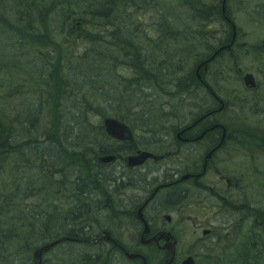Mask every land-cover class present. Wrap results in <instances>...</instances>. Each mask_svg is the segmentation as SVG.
<instances>
[{
	"label": "flooded vegetation",
	"instance_id": "1",
	"mask_svg": "<svg viewBox=\"0 0 264 264\" xmlns=\"http://www.w3.org/2000/svg\"><path fill=\"white\" fill-rule=\"evenodd\" d=\"M196 1L186 0L187 11L192 13L193 6H197L195 11L204 10L207 16L213 2ZM214 10V22L207 25L208 29L214 25L218 29L203 40V61L216 55L206 71L207 75L218 76L216 94L196 77L202 83L195 87L199 91L186 95L200 106L201 116L166 118L162 124L171 123L170 127L159 124L157 128L152 123L151 127L141 126L139 133L133 132L128 141H114L103 133L99 134L100 139L94 136L89 143V156L83 157L89 169L86 180L76 174L68 183L58 171L61 166H53L55 171L50 175L44 172L39 196L33 197L31 186L25 189L24 244L19 247L23 252L19 253L12 244L4 246L3 249L13 252L4 255L6 261L0 264H33L32 252L37 245L59 240V226L67 219L85 220L86 225L66 235L72 240L69 244H59L54 249L62 253L72 247L75 253H80L79 264H169L171 260L170 264H182L188 258L193 259V264L230 263L224 253L232 249H223L231 245L229 241L235 232L221 228L218 224L222 223L217 221L222 220L219 218L222 214L209 212L205 207L210 196L209 202L217 201L211 206L213 210L225 204V197L229 198L230 190L223 180L230 177L229 173L240 171L235 162L247 153L244 130L257 132L258 140L264 141L261 122H247L246 117L249 114L256 118L257 113L264 117V84L256 81L258 91L240 86L245 74L257 77L252 65L254 61L257 63L258 48L240 41L238 27L240 14L245 15L248 23L258 26L264 23V0H215ZM247 59L251 67L244 65ZM233 82L239 85L238 89L232 86ZM224 83L233 88L223 86ZM149 95L154 97L153 93ZM209 96L215 105L213 109L208 107ZM163 106L171 108L172 104ZM150 119L142 117L138 121ZM42 144L47 149L54 142ZM139 152L153 157L138 167L128 168L127 159ZM105 155L113 156L115 161L98 163ZM56 157L52 159L57 162ZM43 162L46 169L48 160ZM209 174L218 180L216 191L204 181ZM231 179L237 186L241 184L240 179ZM13 214L19 213L12 210ZM32 215L41 225L35 236ZM111 221L115 222L114 228L109 226ZM49 224L55 226L51 237L47 234ZM259 231L262 233L257 236L250 235L253 246L264 241V229ZM20 232L14 229V236Z\"/></svg>",
	"mask_w": 264,
	"mask_h": 264
},
{
	"label": "trees",
	"instance_id": "2",
	"mask_svg": "<svg viewBox=\"0 0 264 264\" xmlns=\"http://www.w3.org/2000/svg\"><path fill=\"white\" fill-rule=\"evenodd\" d=\"M49 1L50 0H48V2ZM45 2L46 0H0V31L15 38V45L6 47L13 51L14 60L7 63V67L8 65L11 66L9 70L4 72L20 71L23 67L21 65V57L26 56V50L29 51V54H35V56L32 57L31 65L25 62V70L26 68H30L32 71V74L25 72V74L29 75L26 76V78L29 79L28 82L31 85V87L28 86L26 88L29 94H32L29 99L34 97L35 103L30 100L27 103L29 105L26 109L17 108L16 122L8 120L10 122V127L7 128L3 126V130L0 125V247L10 243L7 232L12 226L14 227L19 224L18 222L13 223V220L19 222L25 220L24 213L16 214V217L10 216L9 208L12 202L7 199V195L10 194L9 191L14 189L17 191L14 196L19 194L22 196L20 190L24 188V184L27 181V173L31 172V170L34 172L36 168L40 171L42 158L48 157L52 159L55 155H58L57 162L55 159H52L51 164L53 166H57V164L59 166H64L62 172L65 174L73 171L72 169H76L77 166H81L83 169L74 171L82 173L84 177L88 179L89 169H86L87 163L83 161V157L87 155V145L79 146V149H83V152L70 154L68 152L71 151L68 148L64 146L60 147V145L57 144L46 149L43 144H40L42 143L39 141L40 138L35 135L36 132L42 131L41 133L47 134L48 142H54V138L51 137L50 134L58 133L61 127L60 107H62L63 104H59V102L64 98L68 99L69 97L66 91L74 88L69 84L71 82L68 83V81L74 80V77L78 78L77 85L75 86L76 96H78L82 104L86 105H88L89 101L99 104H109L111 101L113 104H134L137 100L143 99V95H145V87L137 88L135 86L119 85L118 82H115L111 87H107L106 78L109 74L108 65L110 62L100 54L99 58H93L91 55L94 54V49L97 45L103 43V40L100 38L101 35L105 36L108 34L107 37L112 40L111 43L113 44L119 41V37L114 33L110 24L111 21H115L122 27L125 15L124 12L113 7L111 0H63V2L55 0V5L59 8L52 10L46 8ZM176 4L177 7H175V10L163 11L159 16L158 27L160 32V45L158 50L161 56L159 58L158 71L160 72L158 73L159 80L153 83H160L159 88L161 91H163V83H165L162 80L170 78L175 79L176 76H178L176 70H181L179 68L170 70L172 66L166 62L165 56L171 54L169 53L170 41L175 42V44L180 47V43L184 42L186 38L188 40V37H190L192 40H190L189 43L194 44V39H199V33L203 30L202 25L204 19L206 17L208 18V15L215 17L216 12V10L212 9L207 16L204 13H200L199 15L196 12L192 13L198 31L192 28L189 32V28L186 23L183 22V17L185 18L183 15H186V12H184L185 9L180 2H176ZM154 6L156 9L159 8L155 2ZM174 17H176V20H174ZM172 21L177 25L183 23V25L181 24L183 27H174L173 24H170ZM77 22L81 24L79 27H76L74 32L76 35L74 38L80 37L78 42H82L83 45L78 49L84 50V54L81 58L73 59L69 57L74 53L71 51L74 49V46L70 42V33H73L72 28ZM170 31H172L173 36L169 34ZM109 32H112V34H109ZM5 34H2V37H5ZM171 37L173 38L171 39ZM6 40L9 41L10 39ZM89 44H91V46ZM109 45L110 44H106V46ZM1 48L2 45L0 44V49ZM102 52H104V50ZM7 54L8 51L0 50V70L3 69L2 65H4L3 63L5 62L3 55ZM41 54L45 56V59H43L44 64L41 70H38L34 65V61ZM69 58L72 59L73 67L66 66L65 64L69 62ZM114 61L115 59L112 60V62ZM177 62L179 63L181 61L178 59ZM178 63L175 67H177ZM150 64L151 63H149V65ZM103 66L106 67L105 71L102 69ZM151 67L152 69H157L154 64H151ZM65 68H67V72L62 71ZM141 68V63L139 61H134V69L139 70ZM164 70H169V72ZM114 75H117L115 71ZM147 75L149 74H146V76ZM36 78L39 84L37 82L32 83V81H36ZM193 80L194 78L192 77L191 87L195 86V81L193 82ZM114 87L117 91L119 90L120 95H126L128 97L121 98L118 95L116 98L115 96L117 95H113L116 100L114 101L111 98L112 95H110L111 91L112 93L115 92ZM41 88H43V90H41ZM147 90L146 88V92ZM135 91H137L136 94ZM163 92L166 93L165 91ZM15 93L16 95L21 94L22 87L19 86ZM131 95H133V100L129 99ZM35 104L38 105L35 106ZM42 104H45L46 107H43ZM42 110L47 111L46 118H44V126L37 129V123H39L38 120L40 119V112ZM79 113L80 110L77 114H73V116L78 118ZM21 114H25L23 116L24 119L18 118L21 117ZM1 117L2 115L0 119H3ZM14 123L16 124V129L12 131L11 126H13ZM14 142L17 144L15 148L13 147ZM66 142L68 143L67 140ZM85 143H87V141ZM68 144L73 145V143ZM14 152H16V154L11 155ZM66 159L69 160L67 164L65 163ZM67 165L74 166V168L66 170ZM64 180L67 179L65 178ZM34 186L33 184L31 185L33 190ZM260 214L261 213H258V216H255L256 223L264 227V214ZM32 217L34 219L36 218L34 215H32ZM82 221L84 220H63L61 221L62 225L59 226L61 228L60 231L71 232L72 229L79 226ZM38 224V220H32V227L35 230L33 236H35L36 233L38 234V232H36L38 231ZM260 225L257 227H260ZM51 229L52 226L49 224L48 232H50ZM22 243L24 244V242ZM252 250V248L251 250L241 248L237 257H244L245 261L243 262V259H241L239 264H264V252H253ZM251 255L253 256V263L251 262ZM3 261H5V258L1 255L0 262Z\"/></svg>",
	"mask_w": 264,
	"mask_h": 264
},
{
	"label": "rangeland",
	"instance_id": "3",
	"mask_svg": "<svg viewBox=\"0 0 264 264\" xmlns=\"http://www.w3.org/2000/svg\"><path fill=\"white\" fill-rule=\"evenodd\" d=\"M153 1L159 6L158 8L159 10L157 11L154 10L155 15H153L155 19L157 20V23L159 24V16L161 12L166 11V10L167 11L175 10L176 0H153ZM211 1L214 2L215 0H211ZM174 20H176V17H174ZM183 22L188 23L184 17H183ZM170 24L171 25L173 24V26L176 28L183 27L182 26L183 23H181L182 25L181 24L177 25L175 22L172 21ZM187 27L188 28L191 27L190 29H192L193 26H190L189 24H187ZM238 27L240 30V38H241L240 41L241 42L245 41L247 45H256L257 47L264 48V23L260 24V26L252 24V23H248L245 18V15L240 14V17L238 19ZM216 30L217 28L216 26H214L209 32H216ZM2 34H5V32L0 31V44L2 45V48L0 50L8 51L7 55H3L5 58V62H6L4 63V65H7L9 61L13 60V51L6 47L15 45V38L13 36L10 37L8 34H5V37L4 36L2 37ZM169 34L172 35V31H170ZM5 38L10 39V40L7 41ZM194 40H195L194 44H191L185 39L184 42L180 43V47H178V45H176L175 42H172V41L170 42L169 53L171 54L165 56L166 62L172 66L171 70L172 69L175 70L178 68L181 70H176L178 76H176L175 79L170 78L168 81L163 83L164 84L163 91L172 92L174 93L173 95H167L163 93V91L159 90V95L154 105L144 104L142 107L135 108L131 106L132 104H128L126 108V114H123L121 116V119L129 123L131 127H133L134 129H136L134 130L135 132L139 133V131L142 129L141 126L151 127V123L154 124L155 127L160 128L158 127L159 124H162V122L166 118H169V117H184V116H191V115L195 117L200 114V106L198 104H183V101H184L183 88L184 87L183 85H181V79L183 78V71H186L187 68L189 70L195 64V62H197L204 55V45H205L203 42L204 38H202L200 35L199 39H194ZM9 43H13V44H9ZM25 53H26V56L22 58V61H21L22 66L25 65V62H28L29 64L32 62V56L29 54V51L26 50ZM146 54L148 53L146 52ZM174 54H180L179 60L181 62L178 63L175 60L176 56H174ZM177 63L178 65L177 67H175ZM43 64H44L43 60L38 59L34 61V65L38 70L39 69L41 70ZM244 65L246 67H251L250 59L245 60ZM102 69L105 71L106 67L103 66ZM252 69H253V72L257 75V77L255 76L257 82H261L264 84L263 82L264 58L263 60L259 59L257 63L254 61V64L252 65ZM13 72L15 71L10 72L11 75L8 74V72L7 73H5L4 71L0 72V83L3 84L2 87L0 88V106L1 108L3 106L5 107V111H2L4 116H8L5 112L9 110L10 105L12 104L14 105L17 102L16 99H11V98L6 99L5 92H7L10 89H13L15 85L21 84L23 82H25L24 85L26 83H29L27 82L29 81V79L25 80L26 79L25 76L27 74L24 75V73H21L19 75H13ZM36 81H37V78H36ZM36 81H32V83ZM74 81H75V85L73 88V92L69 93L68 95L69 98L65 102L66 108L60 107V116H61L60 131L58 133H54L53 135L59 134L64 140L63 143L66 142V140L68 141V143H73V145H69L66 142L64 143V145H68V146L76 148L77 146L82 145L86 141L89 142L90 139L94 137V135L96 136V134L100 132L99 127L101 125V120L103 117H115L114 113L117 111L115 109L119 104H113L112 101L107 105L99 104V103H95L91 101H89L88 104H94V105L82 104L81 100L78 98V96H76V92H75V86L77 85L78 78L74 77ZM152 85H154V83ZM152 85H149L150 87H148L147 92L145 88V91H144L145 95L152 94V93L156 94L155 87ZM223 86L229 89H232L233 87L236 89L239 88V85L236 82H233V85H232L233 87L228 83H224ZM240 86L242 88L241 84ZM24 90L25 89H23V91ZM41 90H43V88H41ZM114 90L115 92L112 93L111 91V94H110L112 95L111 98L114 101L116 100L114 99L113 95H117L115 96L116 98L118 97V95L121 98L128 97L126 95H120L119 90L117 91L115 87H114ZM177 91L182 92V95L180 96L176 95L175 93ZM23 97L28 100L29 94L26 92L23 94ZM30 99H33V98H30ZM129 99L133 100V95H131ZM78 100L80 101V104ZM166 102L173 103L172 104L173 107L162 108L158 106V104H164ZM24 105L28 106L29 104H22V106ZM108 106L111 109H109ZM43 107H46L45 104ZM96 107L103 109L104 111L103 117H101L102 116L101 114H99L100 115L99 117L97 113H94L92 109ZM79 110H80L81 116L79 113L78 118L74 117L73 114H77ZM46 114H47L46 110H42L40 112V119L38 120L39 123H37L38 125L37 129L44 126V118H46ZM24 115L21 114V117H18V118L24 119L23 117ZM142 117H146L149 119L151 118L152 120L150 119V121L141 123L140 121H138V119ZM246 117H247V122L255 123V122L260 121L261 126L264 127V117L262 115H259L257 113L256 118H255L253 115L246 114ZM154 118H157V121H154L153 120ZM245 123L246 122H244V124ZM0 124H2L4 127H7L3 123H0ZM164 124H162L161 126H163ZM165 126L170 127L171 123L165 124ZM41 132L42 131L36 132L35 135H39L41 134ZM252 133L254 134L255 137H259L257 132L252 131ZM249 138L250 139H245L246 144H248L251 148L253 147V145H255L257 148H260L262 151H264V149H262V147H260L256 141L252 140L253 137L249 136ZM246 162L247 160H245V158H240L238 161L235 162V163H238V165L240 166V172L239 171L233 172L232 177H234L235 179L236 177H238L240 179V175H242L243 176L242 180L240 179L242 181V185L240 189L231 191L230 193L234 196H243L244 198H247L249 200V204L253 208L264 209V157H259L255 165H253V168L251 169H248L249 167L247 166L248 164ZM76 168L77 170H81V166L80 167L77 166ZM72 170L74 171L75 169H72ZM217 173L220 175L222 174V172H217ZM80 175H82V173H80ZM205 180H207V185L211 186L212 189L216 191L215 186L219 184L218 180H215L212 174H209L207 178L204 179V181ZM211 198L212 196H210L208 200H210ZM216 202L217 201L215 200H213L212 202L207 201L209 207L215 205ZM223 221L224 220L217 221V222L222 223ZM245 221H246L245 225L243 227H240V229L236 230L238 232H241L240 234L241 239L247 237L253 231V227H251L252 219L245 218ZM114 223H115L114 221L109 222V226L111 224L114 228L115 226ZM255 224H258V223L255 222ZM22 232H24V229L22 230ZM11 238H12V241L6 245L12 244L17 251L23 252L22 250L19 249L22 243L21 237L11 235ZM76 254H77V257H76ZM79 254L80 253H75L74 249L69 246L62 253L58 251L50 252L47 256H45L44 261H45V264H57L58 262L59 264H79V261L81 260L80 257L78 256Z\"/></svg>",
	"mask_w": 264,
	"mask_h": 264
},
{
	"label": "water",
	"instance_id": "4",
	"mask_svg": "<svg viewBox=\"0 0 264 264\" xmlns=\"http://www.w3.org/2000/svg\"><path fill=\"white\" fill-rule=\"evenodd\" d=\"M203 64H200L197 68L199 69ZM244 81H245V84L247 87H254L255 86L252 77L249 75H247L244 78ZM104 126H105L106 132L112 138L120 139V140L124 139V135L126 134L127 130L125 129V127L123 125L119 124L117 121H115L113 119H107L104 122ZM148 157H150V156L147 154H141L138 157L131 158L129 161V165L130 166L140 165ZM100 161L103 163H108L111 161V159H110V157H106V158L101 159ZM53 245L54 244H50V245L44 246V247L38 249L37 251H35L34 258L38 259L40 261L42 253H45L46 251H48L50 249V247ZM189 263H190V261L184 262L183 264H189Z\"/></svg>",
	"mask_w": 264,
	"mask_h": 264
},
{
	"label": "bare ground",
	"instance_id": "5",
	"mask_svg": "<svg viewBox=\"0 0 264 264\" xmlns=\"http://www.w3.org/2000/svg\"><path fill=\"white\" fill-rule=\"evenodd\" d=\"M110 26L113 28L114 33L119 37V39L122 40V42L128 48L132 49L134 52H136V54L140 55L141 47H140L139 40H135L131 37H128L126 35L121 34L122 27L119 23H117L115 21H111ZM35 183H36V187L41 188L42 179L39 175H37ZM147 231H148V228L145 229V232H147Z\"/></svg>",
	"mask_w": 264,
	"mask_h": 264
}]
</instances>
